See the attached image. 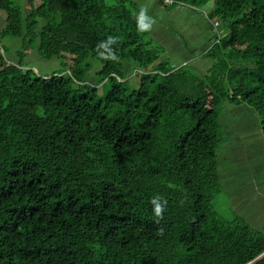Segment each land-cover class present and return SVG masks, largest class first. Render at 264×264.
<instances>
[{
    "label": "trees",
    "instance_id": "1",
    "mask_svg": "<svg viewBox=\"0 0 264 264\" xmlns=\"http://www.w3.org/2000/svg\"><path fill=\"white\" fill-rule=\"evenodd\" d=\"M158 6L223 24L204 75L134 1L0 0V38L21 41L16 63L0 46V264H264V233L213 202L224 105L261 110L264 132V0ZM35 50L69 74L32 77Z\"/></svg>",
    "mask_w": 264,
    "mask_h": 264
},
{
    "label": "rangeland",
    "instance_id": "2",
    "mask_svg": "<svg viewBox=\"0 0 264 264\" xmlns=\"http://www.w3.org/2000/svg\"><path fill=\"white\" fill-rule=\"evenodd\" d=\"M14 1L24 8L26 14L29 12L28 0ZM115 1L106 0V3L110 5ZM130 1L140 7H137V10L139 8L141 11L139 16L145 20L153 32V37L167 46V54L173 65H190L198 75H204L208 71L211 63L204 53L213 43H209V40L212 36L215 37L216 32L212 30L213 27L205 16V13L209 14L206 7L175 6L163 10L158 6L160 0ZM218 23L220 24H216L215 28L220 33L223 24L221 21ZM170 31L173 36L169 34ZM20 44L19 40L0 38L1 48L9 50V61L14 59ZM24 63V68L32 71V77L49 78L53 75L69 74L61 60H44L36 50ZM100 67L101 65L97 64L95 72ZM133 67H128V78L134 75ZM220 121L222 127L219 136L223 140L218 149L221 192L213 201L215 212L226 221H231L239 215L251 227L264 233L263 112L247 103L228 102L224 105Z\"/></svg>",
    "mask_w": 264,
    "mask_h": 264
},
{
    "label": "clouds",
    "instance_id": "3",
    "mask_svg": "<svg viewBox=\"0 0 264 264\" xmlns=\"http://www.w3.org/2000/svg\"><path fill=\"white\" fill-rule=\"evenodd\" d=\"M194 8H198V7H194ZM205 16H208V14H206L205 13ZM219 21L218 20H215V21H213V22H210V24H211V26H212V23H213V25L214 26H216V24H220V23H218ZM15 60L16 59H13V63H16L15 62ZM153 203L156 205V207H155V213L157 214V215H159L160 214V212L162 211V208H161V206L154 200L153 201Z\"/></svg>",
    "mask_w": 264,
    "mask_h": 264
}]
</instances>
